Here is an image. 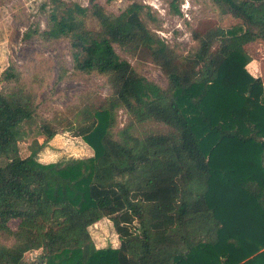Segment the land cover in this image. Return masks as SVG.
<instances>
[{
    "label": "trees",
    "instance_id": "trees-1",
    "mask_svg": "<svg viewBox=\"0 0 264 264\" xmlns=\"http://www.w3.org/2000/svg\"><path fill=\"white\" fill-rule=\"evenodd\" d=\"M54 1L43 35L67 37L74 67L105 76L109 92L66 124L92 155L41 163L20 151L31 134L43 147L56 128L32 129L31 93L0 89V156L9 157L0 164V232L13 240L0 243V264L38 249L42 264H264V82L247 70L243 49L264 42V0H210L217 20L191 29L195 46L185 54L145 24L142 3L110 15L93 38L78 30L85 7ZM168 10L179 14L177 0ZM226 15L239 23L225 25ZM114 44L146 50L166 87L137 73ZM1 80L19 74L10 65ZM117 108L129 116L118 138L110 131ZM149 120L167 129L131 131ZM102 218L116 247L91 238Z\"/></svg>",
    "mask_w": 264,
    "mask_h": 264
},
{
    "label": "rangeland",
    "instance_id": "rangeland-1",
    "mask_svg": "<svg viewBox=\"0 0 264 264\" xmlns=\"http://www.w3.org/2000/svg\"><path fill=\"white\" fill-rule=\"evenodd\" d=\"M61 7L77 4L87 9L84 16H79L81 23L78 30L89 37L99 38L103 22L110 15L118 14L130 2L137 1L144 5L141 18L145 24L171 48L179 53L190 52L195 44L191 39V29L199 28L207 22L215 23L218 16L216 7L210 0H177L179 14L168 10L170 0H98V7L92 8L89 0H56ZM54 0H0V89L22 88L35 99V115L26 124L34 129L41 122L53 125L57 134L43 147H37L39 136H29L28 144L20 151V156L32 154L41 163H51L68 158H85L92 155V149L79 137H73L65 128L70 120H75V113L84 103H99L109 90L105 76L94 71L84 72L76 69L71 60V48L67 37L48 39L43 35L47 15ZM181 5H183L181 11ZM187 12L188 18H185ZM230 16H224V24L229 25ZM263 42V41H262ZM263 44V43H262ZM264 45V44H263ZM115 51L127 60L133 69L162 88L167 85L166 78L154 64L144 49L134 53L114 44ZM247 69L264 77V46L249 47ZM13 66L19 74L18 81H2V73L8 66ZM129 116L122 108H117L115 125L110 131L113 137H119V131L126 125ZM167 127L159 122L145 121L135 123L131 131L142 136L148 131H164ZM9 157L0 156V164ZM17 222L9 221L14 229ZM89 233L96 247H116L118 238L112 223L107 218L91 225ZM0 243L11 245L13 240L0 232ZM40 250H31L24 254L20 264H42Z\"/></svg>",
    "mask_w": 264,
    "mask_h": 264
},
{
    "label": "crops",
    "instance_id": "crops-1",
    "mask_svg": "<svg viewBox=\"0 0 264 264\" xmlns=\"http://www.w3.org/2000/svg\"><path fill=\"white\" fill-rule=\"evenodd\" d=\"M226 16H227V15H226ZM229 22H230L229 25H234V24H238V23H239V20L231 17V19H229ZM262 43L264 44V42H262V41H260V40H255V41L249 42V43H247V44H244V45H243V49H244V51H245L250 57H252L251 53L248 52L249 47H251V46H253V45H256V44H257V45L260 44V45L264 46ZM254 60H255V59H254ZM263 60H264V58H263ZM246 67H247V66H246ZM247 70H248V69H247ZM251 74H252L253 76H257L256 73H251ZM262 81L264 82V77H263ZM102 219H103V218H102ZM11 220H15L16 222H18L16 219H11ZM11 220H9V221H11ZM9 221H8V223H9ZM100 221H101V219H100L99 221H97L95 224L99 223ZM95 224H93V225H95ZM16 225H17V224H16ZM15 227H16V226H15ZM25 254H26V253H25Z\"/></svg>",
    "mask_w": 264,
    "mask_h": 264
},
{
    "label": "built area",
    "instance_id": "built-area-1",
    "mask_svg": "<svg viewBox=\"0 0 264 264\" xmlns=\"http://www.w3.org/2000/svg\"><path fill=\"white\" fill-rule=\"evenodd\" d=\"M182 8H183V5H181V11H182ZM184 16H185V18H188L187 12H184Z\"/></svg>",
    "mask_w": 264,
    "mask_h": 264
}]
</instances>
